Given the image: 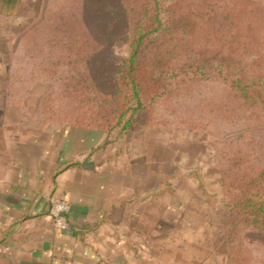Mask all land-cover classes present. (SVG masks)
Segmentation results:
<instances>
[{
    "label": "rangeland",
    "instance_id": "1",
    "mask_svg": "<svg viewBox=\"0 0 264 264\" xmlns=\"http://www.w3.org/2000/svg\"><path fill=\"white\" fill-rule=\"evenodd\" d=\"M254 1L251 8L246 0L241 5L217 0L218 34L212 23H205L191 36L175 35L170 58L153 59L156 82L163 70L187 64L201 70L177 78L174 88L152 104L149 116L155 126L134 132L157 134L159 189L189 181L206 202L219 204L214 249L223 255L224 264V232L231 223L223 204L239 198L264 204V0ZM148 5L149 0H40L11 39L4 58L8 101L41 105L43 123L48 117L47 124L68 126L66 121L79 109L93 106L96 90L113 85V69L124 61L128 50L126 25L141 19L134 15ZM171 21L174 24L176 18ZM60 30L67 37L78 30L86 34L81 66L58 62L64 56L70 61L72 55L68 48L64 50L66 45L63 48L56 42ZM148 46L157 54V39ZM227 66L230 74H225ZM220 69L224 74H219ZM233 79L242 86L227 82ZM47 99L50 113L45 115ZM81 116L87 119L89 113L82 111ZM262 223L257 230L239 226L240 231L229 233L232 238L240 234L234 241L243 251L241 264H264Z\"/></svg>",
    "mask_w": 264,
    "mask_h": 264
},
{
    "label": "crops",
    "instance_id": "2",
    "mask_svg": "<svg viewBox=\"0 0 264 264\" xmlns=\"http://www.w3.org/2000/svg\"><path fill=\"white\" fill-rule=\"evenodd\" d=\"M39 1L0 0V264H224L219 204L189 181L157 186L156 133L104 142L8 101L4 58ZM55 200L69 203L65 231Z\"/></svg>",
    "mask_w": 264,
    "mask_h": 264
},
{
    "label": "trees",
    "instance_id": "3",
    "mask_svg": "<svg viewBox=\"0 0 264 264\" xmlns=\"http://www.w3.org/2000/svg\"><path fill=\"white\" fill-rule=\"evenodd\" d=\"M235 1L241 5L242 0ZM246 1L252 8L255 1ZM148 6L141 7L142 12L134 15L141 19L128 22L126 25V29L129 28L128 50L124 61L113 69V85L105 91L96 90L92 100L93 106L79 109L72 119L66 121L68 126L98 131L105 135L104 142L118 141L132 135L139 128L154 127L155 122L151 121L149 116L153 108L152 104L174 88L173 82L177 78L199 73L201 67L187 64L177 70L160 71L156 82L153 79L155 67L152 62L156 57L157 60H161L172 56L173 51L169 49V46L176 37L175 35L184 38L191 36L198 26H204L205 23H212L218 34L219 31L216 29L219 27L217 0H149ZM179 11L181 13L178 14ZM143 17H147V20L141 21ZM173 18H176L174 24L171 21ZM57 34L58 45H63V48L66 45L64 50L68 48V51H72L70 61L64 56L58 62L74 67L81 66V51L83 44L87 43L86 34L80 30L74 32L75 36L67 37L65 30H60ZM155 39H157V54H152L153 50L148 44ZM164 41H166L165 45ZM162 63L160 61L159 65ZM224 69L225 74H230V66ZM215 70L212 69L213 72ZM220 71V75L224 74L222 69ZM78 80L80 81V75ZM227 82L232 85L237 83V87L242 86L236 79ZM247 86V84L243 85L242 88H247ZM49 104L48 99L43 104L45 115L50 113ZM82 111L88 112L89 118H83ZM103 114H110V116L105 119L102 118ZM49 122L48 117L45 118L44 123ZM57 122L64 123L62 120ZM223 205L229 214L231 223L224 232L227 245L226 253H224L225 264H241L243 263V258H241L243 251L234 241L239 238L240 234L232 238L229 233L233 235L240 231L239 226L257 230L258 226L264 222V204L252 198H239L226 201Z\"/></svg>",
    "mask_w": 264,
    "mask_h": 264
},
{
    "label": "built area",
    "instance_id": "4",
    "mask_svg": "<svg viewBox=\"0 0 264 264\" xmlns=\"http://www.w3.org/2000/svg\"><path fill=\"white\" fill-rule=\"evenodd\" d=\"M69 212V203L65 200H55L51 202L48 209V216L52 220L53 226L59 231L68 228L66 215Z\"/></svg>",
    "mask_w": 264,
    "mask_h": 264
}]
</instances>
